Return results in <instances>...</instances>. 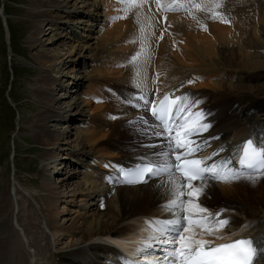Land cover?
Returning <instances> with one entry per match:
<instances>
[{
  "label": "bare ground",
  "instance_id": "1",
  "mask_svg": "<svg viewBox=\"0 0 264 264\" xmlns=\"http://www.w3.org/2000/svg\"><path fill=\"white\" fill-rule=\"evenodd\" d=\"M98 1L74 0L71 4V0H33L32 2V12L29 13L33 19L56 12L59 14L55 18L66 27L64 30L68 29L70 25L77 28V32L72 28L71 31L58 32L57 39H60V37L65 38L67 32H69L68 35H71L72 33H78L80 29L88 30L87 27L90 32L99 26L100 29L95 31L98 36L92 37L94 38V47L89 45L85 51H91L92 55L89 57H92L96 54L94 50H102L106 47L105 51L103 50L105 55L94 59V62L91 63L94 65L93 67H90L91 64L84 67L91 74L86 79L85 90L81 93L82 98H80L83 105L77 112V108L74 107L77 104L73 105L75 103L73 99L70 101L67 109H72V111L69 114L70 117L68 116V124L65 126H59V120H56L52 128L42 123L51 116L48 112L57 113L60 111L63 104L61 99L66 96L61 93L59 97H55L51 89V86L55 83L54 79L48 76L40 78L44 86L39 87L37 90L38 99L39 102L45 104L46 108L39 111L33 120L34 122L32 121L34 124L33 133L39 144L48 150L59 143L65 144L64 149L72 148L71 151L76 150L78 153H82L84 159L95 161L96 168L109 172H111V164L105 163L103 159L114 160L129 157L132 160H137L139 154L145 153L155 161L162 162V158L157 157L155 154L168 150V140L163 135L159 137L154 135L160 129L156 127L157 123L150 122L149 117L146 116L150 127H146L145 122L135 118L137 113L144 112L126 101L135 96L133 92H145V97L150 98L153 93L159 95L162 91L170 89L176 97L187 95L192 100L200 101L199 105L194 107L192 111L202 110L206 116L204 122L211 126L207 131L194 135L191 139L201 146V150L193 155H199L201 160H206L208 165L227 161L229 162L228 167H233L231 165H235V161L230 164V157L248 133H252L254 137L248 135L264 147V111H261L263 109L261 101L255 102L253 99L247 105L240 104V102L234 104L225 101V98L230 94L229 91L236 93L243 88L238 85V82H241L238 79L234 83L230 82L229 79L235 77L234 70L243 71L245 75L243 78L252 79L253 72L256 69H264V46L261 42L264 37V15L262 14L261 1L221 0L222 6L215 10L222 13L230 23H223L219 18H211L212 0H178V3H174V0H161L164 9L172 5V10H162L157 5L156 0H141L139 6L131 8L127 14L120 10L125 5L118 3V0ZM195 3L201 4L202 8H195ZM88 4L94 6L92 9L94 21L91 19L89 23L88 20L77 17L79 13H84L87 17L90 15V13L84 12V8ZM180 4H183L184 7H180ZM124 15H127L126 19H113V17ZM65 16L70 18L62 19ZM101 17L104 18V21L100 20ZM101 21L102 25H100ZM202 25L206 26V30ZM249 32L253 36L259 32L261 38L258 36H254L255 38L249 37L247 35ZM36 36L37 34L34 33L31 42L35 43L37 41ZM75 46V52L77 53L74 56L75 60L88 57L83 55V45ZM142 47L143 54L138 61L135 64L129 63L131 57L140 52ZM40 54L45 55L44 53ZM221 55L232 61V64L227 63L228 67L234 68V70L229 69L230 71L233 70L232 73L226 72L228 69L224 68ZM57 57L60 58L61 55L59 54ZM85 73L83 72V74ZM240 78L242 79V77ZM72 80L75 84L78 83L75 87H79V85L81 87L85 79L83 76L75 74ZM137 84L140 85L139 88ZM261 85V83L260 85H246L247 92L254 94L256 99H260L262 97L258 93L261 92L259 88ZM230 113L233 117L229 116ZM76 115L81 118H77V122L82 121L84 125L77 123V128H74L75 124L72 126L71 123V126H69V123L75 121L72 117ZM246 116L248 118L245 120ZM112 117L116 118L113 119ZM238 118L243 120L240 129H238L240 124L236 122ZM230 121H235L237 124L232 125ZM238 121L240 122V120ZM71 128L73 129L71 136L74 137L72 141L75 145L70 147V142L64 134H69L72 131ZM136 131L142 134V136L139 135L141 139H137ZM172 135L175 136V132ZM133 136L136 137L135 141L129 140L128 145L124 144L123 141L122 143L118 142L121 140L119 137L130 139ZM62 138L64 140L60 142L59 140ZM136 140L138 141L136 142ZM141 149H143L142 152L139 151ZM178 151L183 152L184 150L180 149ZM213 153H216V155H212ZM50 157L53 158L54 156L50 154ZM208 157H211V159H207ZM260 173L251 174L253 175L252 178L264 176ZM109 177L112 181V187L104 192V196L107 198L106 194L111 193V197L109 196L108 201L105 199L104 203L98 207V209L106 211L98 212L96 210L97 213L94 212L92 218L90 217L91 219L87 218L88 215H82L81 218H85V220L81 222L80 226L76 227L78 231L81 230V234L70 243L71 245L87 244L88 250L97 253L99 251L103 252L102 246L88 242L100 236L107 237L111 241L113 240L112 243L115 246L109 248L113 250L110 251L115 256L120 258L121 253L131 256L139 255L141 257L138 264H143L144 260L155 256L153 253L149 255L150 250L145 251L149 256L143 254L147 245L153 243L152 237L159 234L155 226L149 225V222L154 220L147 218L148 220H145L147 227L144 226L145 228H142V230L146 232L150 230L151 233L146 235L143 231L140 236H135L128 223L129 220L137 214L163 215L165 218L173 219L176 214L182 216L183 212L176 210L175 213H170L163 207L171 198L168 193L167 175L138 185L119 183L113 173H110ZM87 178L84 179L85 184L90 179L93 180L91 182L100 180L93 177ZM240 179H247V177H240L237 180L230 181V183ZM248 182L250 183L249 187H255L253 182ZM182 183L187 184L184 181ZM193 185L204 187L202 197L209 196L206 195L207 187H212L213 191H217L221 195L230 194L244 187L239 184L227 186L226 183H220L214 179L193 181ZM261 187L264 190V186L261 185ZM77 188L79 191L85 189L88 193L85 195L90 197L95 196V192H98L100 187L90 192L92 188L84 187L83 183L78 182ZM184 191L185 193L188 191L186 186ZM184 198L187 199V195ZM89 204H92V202H89ZM218 209L211 214L214 216L219 212L221 216L230 221L226 230L223 228L221 232L215 233L216 230H214L212 234H208L197 227L194 229L195 239L210 241L214 238L217 242H221L234 236L250 237L247 233L239 236L235 234L238 224L242 221L237 219L238 216L236 218L227 213L228 211L222 209L219 211ZM251 219L252 221L248 223V227L252 233H255L260 230L259 222H264V207L259 211L255 210L251 215ZM254 227H256V230H253ZM202 235L206 236L203 237ZM125 238L126 242H123L122 240ZM128 238L130 239L128 240ZM17 240L15 241L12 238L10 244L6 242L0 246V264H15L17 262L18 257L14 254L21 242ZM114 240H117L122 248ZM87 249L84 247L78 248L76 253L80 255V251L84 253V250ZM73 256H70L67 260L71 264H99L97 263L98 260H94L93 257L90 261H83L84 259L81 256L76 257V254L75 257ZM15 257H17L16 261L14 260ZM96 257L103 258L101 255L98 256V253Z\"/></svg>",
  "mask_w": 264,
  "mask_h": 264
},
{
  "label": "rangeland",
  "instance_id": "2",
  "mask_svg": "<svg viewBox=\"0 0 264 264\" xmlns=\"http://www.w3.org/2000/svg\"><path fill=\"white\" fill-rule=\"evenodd\" d=\"M97 1L89 0V2ZM258 1L262 2V14L264 15V2L263 0ZM32 2L33 0H0V205L2 206L0 208V246L6 242L10 244L12 238L15 241L18 239V242L21 241L18 250H16L19 255L14 254L18 257L14 258V260L17 258L15 264H68L70 261L67 260L70 256L74 255L73 257H75V254L76 257L81 256L84 261H87L88 258L91 259V257L96 259L97 253L98 256H105L104 253L106 252L99 251L96 253L88 250L87 244L71 245L70 242L81 234V230L78 231L76 227L80 226L81 222L85 220V218H81L82 215H88L87 218L91 219L93 213H97L96 210L98 212L106 211L98 209L100 198L97 200L94 195L86 196L87 191L85 189L79 191L77 183H83L84 187L92 188L90 192L101 185H98L100 184L98 181L91 182L93 180L87 178V176L82 177L84 175L83 164H81L82 158L76 160V157H78L74 154L76 150L73 149L72 153V148L66 146L68 149H64L65 144L62 145V143L57 144L58 146L56 145L50 150L39 144L33 133V120L39 111L46 108L44 103L39 102L37 90L39 87L44 86L40 78L48 76L55 80V83L51 86L55 97H59L61 93H64L66 97L61 99L63 104L60 111H58L59 113L48 112L51 116L42 123L49 128L53 127L56 120H59V126L68 124V116L70 117L69 114L72 111V109H67L70 101L73 99L75 102L73 105L77 104L74 106L77 108V112L83 105L81 93L85 90L86 79L91 74L84 67L93 63L94 59L105 55L106 47L102 50H94L96 54L92 57H89L92 55L91 51V53L87 52L88 50L85 51L89 45L94 47V38L92 37L98 36L95 31L100 29L99 26L92 28L93 32H89L87 27L88 30L80 29L78 33H72L71 35H68L69 32H67L65 38L60 37V39H57L58 32L64 33L71 28L77 32V28L70 25L68 29L64 30L66 27L55 18L59 14L56 12L33 19L29 13L32 12ZM73 2L74 0H71L70 4ZM93 7L88 4L84 8V12L90 13L88 17L84 13L77 14V17L88 20V23L91 19L94 21L92 16ZM69 18L65 16L62 19ZM100 20L104 21V18L101 17ZM102 21L100 25H102ZM34 33L37 34L35 43L31 42ZM247 35L253 38H255L254 36L261 38L259 32L254 36L251 35V32ZM261 42L264 46V37ZM75 45H83V55L88 57L75 60L74 56L77 55ZM40 53L45 55L42 56ZM59 54L61 55L60 58L57 57ZM221 62L225 66L222 67L228 69L226 72L232 73L234 68L227 65V63L232 64V61L221 55ZM91 66L94 65L91 64ZM229 69L233 70L230 71ZM234 71L235 77L230 78V82L234 83L238 79L241 81L238 82V85L243 88L236 93L229 91L230 94L225 98V101L234 104L239 101L247 105L254 99L255 102L261 101L264 109V69H256L253 72L255 77L253 76L252 79L243 78L245 77L243 71ZM83 72L86 73L83 74ZM75 74L83 76L85 79L81 87L80 85L75 87L78 84H75L72 80ZM238 76L242 79H239ZM260 83L262 84L259 87L261 92L258 95L262 98L256 99L254 94L247 92L246 85H260ZM82 85L84 86L83 89ZM263 109L261 111H264ZM142 111L144 112V109ZM256 115L258 114L256 113ZM229 116L233 117L232 113ZM248 116L245 117V120ZM72 118L75 120L72 126L75 124V127H77V123L84 125L82 121L77 122L78 115ZM235 121L230 122L232 125H236V122H238L240 124L238 129H240L243 120L238 118ZM69 126H71V122ZM72 133L73 129L69 134H64L70 142V147L75 145L72 141L74 139L71 136ZM136 134L138 135H135L137 139H141L142 134L137 131ZM135 136L130 137V139L119 137L121 140L118 142L122 143L123 141L124 144L128 145L131 140H133L132 142L135 141ZM64 138L59 141H63ZM49 153L54 157L51 158ZM87 163L90 165L91 161ZM91 169H89L90 172L93 171ZM85 178L90 179L86 184ZM248 181L253 182L255 187H249L250 183ZM233 184L244 187L226 195H221L219 192L213 191L212 187H207L206 195L209 196H200L198 202L201 206H206L205 208H210L212 211L220 208L219 205L223 206L228 211L227 213L236 218L238 216L239 221L242 220V226L239 229L244 230L248 222L252 220L251 215L254 211H259L264 207V190L261 187V185L264 186V176L258 177L256 181L246 179L243 182L226 183L227 186ZM107 195L111 197V193ZM110 197L106 200L108 201ZM89 202H92V204H89ZM135 223L134 227L132 223H129L130 228L135 236H140L145 231L142 228L147 227V225H144L138 219ZM137 223L139 226L143 225L139 228L141 234L136 232ZM259 229L256 233V241L258 247L264 249L263 221L259 222ZM253 230H256V227ZM216 231L221 232V229ZM149 232L151 233L150 230ZM18 234L19 236H17ZM97 239L93 238L88 243L103 246ZM122 241L126 242V238ZM114 242L122 248L117 240H114ZM82 247L87 250H84V253L80 251V255L77 254V249ZM108 249L112 250L111 248ZM263 255H259L254 263L264 264ZM102 259L97 258V263L110 264L109 261L104 262Z\"/></svg>",
  "mask_w": 264,
  "mask_h": 264
},
{
  "label": "snow or ice",
  "instance_id": "3",
  "mask_svg": "<svg viewBox=\"0 0 264 264\" xmlns=\"http://www.w3.org/2000/svg\"><path fill=\"white\" fill-rule=\"evenodd\" d=\"M118 3L125 7L120 9L126 14L131 8L139 6L141 0H118ZM156 3L162 10H172V5L164 9L161 0ZM178 3V0H174ZM211 18H219L223 23H230L222 13L216 11L222 6L221 0H212ZM184 7L183 4L179 5ZM194 7L201 9L199 3ZM127 15L113 17V19H126ZM206 30V26H203ZM134 42V41H133ZM143 54V47L140 52L133 55L129 61L135 64ZM139 74V73H137ZM191 83V81H189ZM139 88L140 85L137 84ZM133 107L147 108L151 105V114L160 121V131L154 133L156 136L163 135L168 140L167 151L156 153L157 157L162 158V162H155L144 158V161L134 169H117L121 176L122 183L135 184L146 182V177L168 176V193L171 197L164 209L170 213L176 210L183 212V215L176 214L173 219H157L149 222L150 226H155L158 236L157 239L164 246L163 262L157 264H254L259 255L264 254V249H258L251 239L238 238L227 243L212 245L203 239H195V228H200L212 234L214 230L226 228L230 221L221 218V213L217 212L214 216L208 209L199 204V197L203 195L204 187H195L193 181L214 179L224 183L237 180L241 177L240 169H251L264 173V148L254 146V142L249 139L242 146V155L238 162L240 169L228 167L227 161L220 164L213 163L208 165L206 160L188 159L195 152L201 150V146L191 137L207 131L211 126L205 123V113L200 111L193 112L192 109L199 105V100H192L189 96H178L174 99L169 94H165L162 99L152 101L143 94L129 98L126 101ZM115 119L116 117H112ZM141 120L143 118H140ZM175 132V136L172 133ZM205 143H207L205 141ZM183 149V152L178 150ZM174 155V161L170 157ZM212 155H216L213 153ZM207 159H211L208 157ZM179 173V176L175 174ZM252 179L251 176L248 177ZM186 181L187 184H183ZM188 191L185 193L184 188ZM187 195V199H185ZM186 222V224H185ZM186 233H188L186 235ZM218 239L220 237H217ZM151 248V245H147Z\"/></svg>",
  "mask_w": 264,
  "mask_h": 264
}]
</instances>
